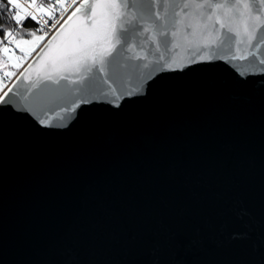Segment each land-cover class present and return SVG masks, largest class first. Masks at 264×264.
Here are the masks:
<instances>
[{
    "label": "water",
    "instance_id": "95a60500",
    "mask_svg": "<svg viewBox=\"0 0 264 264\" xmlns=\"http://www.w3.org/2000/svg\"><path fill=\"white\" fill-rule=\"evenodd\" d=\"M0 99V264H264V0H83Z\"/></svg>",
    "mask_w": 264,
    "mask_h": 264
},
{
    "label": "trees",
    "instance_id": "16d2710c",
    "mask_svg": "<svg viewBox=\"0 0 264 264\" xmlns=\"http://www.w3.org/2000/svg\"><path fill=\"white\" fill-rule=\"evenodd\" d=\"M52 1L53 0H32L31 4H35L37 2L47 4ZM25 10L26 12H18L19 14L16 15V11L13 10L11 0H0V46L8 45L9 47L14 48L19 54V57L22 54L17 47L18 42L21 40H30L35 37L42 38L40 30L32 20L27 9ZM13 55L14 53L12 51L11 55L6 53L5 57L8 59ZM5 67V70L8 72H12L13 74L16 72L15 66H11L10 63L5 65ZM8 80L9 79L6 74H4L3 70L0 69V87H3L4 83Z\"/></svg>",
    "mask_w": 264,
    "mask_h": 264
},
{
    "label": "built area",
    "instance_id": "2783aa9c",
    "mask_svg": "<svg viewBox=\"0 0 264 264\" xmlns=\"http://www.w3.org/2000/svg\"><path fill=\"white\" fill-rule=\"evenodd\" d=\"M81 1L83 0H61L59 5L53 7L49 11V15H44L42 13L44 9L42 2L31 4L32 0H21V3L26 7L32 20L40 30L42 35L41 41L44 44L56 32L70 13L77 7L76 2ZM7 53L8 55H11L12 51L9 50ZM11 84L12 80L6 81L3 85L4 87H0V99L9 89Z\"/></svg>",
    "mask_w": 264,
    "mask_h": 264
},
{
    "label": "rangeland",
    "instance_id": "374dc122",
    "mask_svg": "<svg viewBox=\"0 0 264 264\" xmlns=\"http://www.w3.org/2000/svg\"><path fill=\"white\" fill-rule=\"evenodd\" d=\"M61 0H53L52 2H49L47 4H43V11L42 13L44 15H49V11L59 5ZM11 3L13 5V10L16 11V15H18L20 12H26V7L21 3V0H11ZM19 12V13H18ZM41 37H35L31 38L30 40H21L18 42L17 47L19 48L21 52V56L19 57V54L16 52V50L12 47H9L8 45H2L0 46V69L3 70L4 74L8 77V81L13 80L14 77L18 74V72L22 69V67L33 57V55L39 50V48L42 46ZM13 51L14 55L10 58H6L5 55L7 51ZM19 57V58H18ZM13 59V61H12ZM11 60V61H10ZM12 62V63H11ZM11 64V66H15L16 72L14 74L12 72H8L5 70V65ZM13 74V75H12ZM4 87V86H3ZM1 87V88H3Z\"/></svg>",
    "mask_w": 264,
    "mask_h": 264
}]
</instances>
